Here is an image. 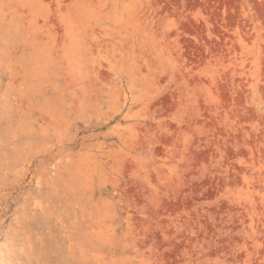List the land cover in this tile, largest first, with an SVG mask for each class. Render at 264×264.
<instances>
[{
  "label": "rangeland",
  "instance_id": "1",
  "mask_svg": "<svg viewBox=\"0 0 264 264\" xmlns=\"http://www.w3.org/2000/svg\"><path fill=\"white\" fill-rule=\"evenodd\" d=\"M0 257L264 264V0H0Z\"/></svg>",
  "mask_w": 264,
  "mask_h": 264
},
{
  "label": "bare ground",
  "instance_id": "2",
  "mask_svg": "<svg viewBox=\"0 0 264 264\" xmlns=\"http://www.w3.org/2000/svg\"><path fill=\"white\" fill-rule=\"evenodd\" d=\"M0 259H1V257H0ZM2 260V259H1ZM1 260H0V263H1ZM3 263V262H2Z\"/></svg>",
  "mask_w": 264,
  "mask_h": 264
}]
</instances>
